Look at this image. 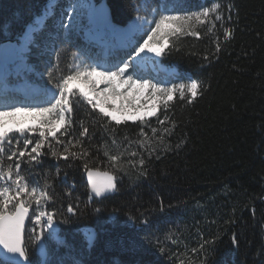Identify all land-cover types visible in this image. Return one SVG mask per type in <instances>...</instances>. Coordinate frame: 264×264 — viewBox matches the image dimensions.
<instances>
[{
  "label": "trees",
  "instance_id": "obj_1",
  "mask_svg": "<svg viewBox=\"0 0 264 264\" xmlns=\"http://www.w3.org/2000/svg\"><path fill=\"white\" fill-rule=\"evenodd\" d=\"M48 1L0 0V46L17 42ZM72 1H57L27 54L54 88L75 72L78 48L100 52L85 33L93 27L87 15L67 30L55 20ZM106 1L114 27L127 25L141 2ZM151 1L157 8L176 3L184 12L220 5L205 24L194 25L199 36H170L160 57L164 67L177 70L171 83L198 81V95L189 103L177 92L167 107L158 104L155 116L117 124L74 90L66 118L71 123L57 137L75 145L70 151L87 155L65 159L60 154L67 144L49 137L52 149H42L39 162L29 161L31 147L12 141L7 154L17 155L9 165L19 163L38 189L49 186L51 200L43 207L54 213L64 238L45 240L46 264H133L145 250L149 264H264V0ZM106 40L114 41L109 33ZM84 128L88 133L82 136ZM106 151L120 157L115 166ZM85 164L112 173L116 193L92 197ZM86 226L96 230L92 246L82 231ZM28 251L32 264H39L36 250Z\"/></svg>",
  "mask_w": 264,
  "mask_h": 264
},
{
  "label": "snow or ice",
  "instance_id": "obj_2",
  "mask_svg": "<svg viewBox=\"0 0 264 264\" xmlns=\"http://www.w3.org/2000/svg\"><path fill=\"white\" fill-rule=\"evenodd\" d=\"M56 6V0H50L48 7L45 10V13L37 17L32 24L30 25V32H27L25 35L29 39V42L34 38V36L43 30V26L47 23V18L50 14L54 13ZM81 5L73 4L71 9L73 11ZM220 8L218 3H212L210 7H202L199 11L194 12H184L179 8V5L176 3L163 4L160 9H152V14L155 17L159 16V19L147 20L145 17L137 16L136 22L134 24L135 32L140 35H146L147 38L143 40V43L139 44V47L134 49L135 55L130 56L128 60L122 63V66L118 67L117 70H105L98 72L95 67H85L83 69L77 67L75 72L63 77L56 85L59 89V98L56 97V94L53 93L51 99L55 100L54 103L51 101L48 102V106H24V107H11L8 110L0 111V154L11 151L12 140L15 137L10 136V133H25V131H36L33 127H28L27 129L22 125L23 121L16 119V117L23 115L27 117H40L39 124V138L33 140L28 136H23L24 147L27 148L29 145H32L30 152L27 153L29 161L39 162V157L41 155L42 149L46 146L49 150L52 149V144L49 141V137H52L56 140V143L67 144L64 147L63 155L65 159L69 157L80 158L81 155H87L86 152L77 153L70 151V147H75L71 141H62L57 137V132H60L61 129L66 128V124H70L71 121L66 120V113H72L73 106L70 100V96H75L76 93L73 91L70 86L72 81H81L90 86L89 91L96 93V102L93 103V99L89 96V91L81 90V95L87 100V103L92 105L93 109L99 108V111L103 113L104 116L110 117L117 124L121 123V117H118L114 114L117 111L112 104H109L108 98L105 96L106 92H111L113 96H122L123 93L119 92L118 89L121 87H126V90L129 92H137L138 96H145L148 99H159L163 102L165 107H167L168 101H171L176 93H179V98L184 100L188 99V102L191 103L192 99H195L198 95L200 84L198 81H190L188 84H179L171 88L160 87L158 84H153L146 79H133L132 74H129L127 78H123L125 73L131 68L133 69V74L137 69L140 68L143 57L142 53L148 52L155 53L156 56H160L163 52V44L167 43L169 36H175L177 33L199 36V33L194 30V25H203L209 19L211 13H216ZM71 16V12H69ZM215 20H220L221 17L216 15ZM148 24L149 28L144 29L143 25ZM154 23V27L151 25ZM62 27H67L61 25ZM215 25H213L214 27ZM211 30V29H209ZM99 76L103 78V82L109 85L104 92L97 93L96 84L97 81H93L90 77ZM186 92L190 96L186 97ZM100 97H104L101 99ZM127 100V98H125ZM114 104V101H113ZM129 107H132V102L127 100ZM107 106V107H106ZM111 108V111H109ZM156 106H153V110L148 112L147 115L155 116L156 115ZM9 118H12L9 121ZM129 119H136L135 116H130ZM141 121L144 120V117H139ZM161 125L164 124L163 120H160ZM46 129V131H45ZM154 134L157 132V129L153 128L151 130ZM167 131V129H165ZM143 135H147L143 133ZM88 129L84 128L81 133L82 136L87 135ZM65 133L62 132L61 135ZM46 142H48L46 144ZM19 144V141H17ZM79 143V141H77ZM7 145V149L5 148ZM25 151H19L18 155L20 157L25 156ZM35 154V155H33ZM53 156H57L56 151H51ZM17 152H11V155L7 156V159H12L13 156H16ZM105 155L108 157L109 161L113 166L119 161L120 157L118 155H109L106 151ZM136 155V153H132ZM3 159L0 158V180L11 181V184L0 185V264H32V261L29 258V246L34 248L39 252L41 257L48 256V249L45 245V240L55 239L56 238V226L54 223V213L47 212L44 210V205L51 200V196L47 191L48 185H45V188L38 189L33 186L30 187L29 184L25 181V177L20 174V164L16 163L15 165H8L7 169L3 167ZM141 164L143 161L141 160ZM84 167L88 170V178L91 183L92 193L96 197L105 196L107 193L112 192L116 189V184L114 182V177L108 176L107 181L104 184H97L92 177L98 173H94L91 169H88V165L85 164ZM13 168H15V178H13ZM107 175V173L105 174ZM27 197L25 199L24 197ZM33 205L35 207L33 208ZM32 208L31 216L35 217V224L40 225L44 224L48 233L45 236L43 230L40 233L32 236H28L29 243L25 242L26 235V226L25 220L31 219L29 214V209ZM97 211H99L97 209ZM68 212H74L73 207L68 208ZM46 217V219H44ZM67 223V220L63 221ZM35 232V228L32 229ZM43 237V239H42ZM95 233H88L85 236V240L89 246H92L95 243ZM235 243V238L233 240ZM214 241H205V244H212ZM204 247V244L201 245V248ZM163 251V249H161ZM146 254V250L141 254V258L135 260L133 264H149L148 261L143 259V255ZM205 264V262H202ZM226 264V262H225Z\"/></svg>",
  "mask_w": 264,
  "mask_h": 264
},
{
  "label": "rangeland",
  "instance_id": "obj_3",
  "mask_svg": "<svg viewBox=\"0 0 264 264\" xmlns=\"http://www.w3.org/2000/svg\"><path fill=\"white\" fill-rule=\"evenodd\" d=\"M58 0H56L57 3ZM50 2V1H49ZM49 4V3H48ZM48 4L46 8L48 7ZM81 5L80 7L76 8L75 11L71 9V5ZM98 3H96L94 0H73L68 4L66 7L65 13H59L57 16H55V20L57 23H61L67 27H64L67 29L74 27V22L78 24L80 19L87 15V17L90 19V21L94 24V27L91 29L86 30L87 37L96 44H101L103 49L107 47H110L111 50H109L107 53H95L94 50H86L82 48H78L77 53L75 54V57L73 59V69L76 70L77 67L83 69L85 67H95L98 72L105 71V70H117L118 67L122 66V63L129 59L130 56L135 55L134 49L139 47V44L143 43V40L147 38L146 35H140L139 33H136L135 35H131L128 37H119L117 33H115V27L113 26H97L95 19L92 17V11L93 9L96 10V6ZM45 8V10H46ZM160 9L157 8L156 5L152 3L151 0H141L140 5L136 7L138 11L137 16L145 17L147 20H154L159 19V16L156 15L155 17L152 14V9ZM44 10V12H45ZM56 10V6L54 9V13ZM69 12H71V16H69ZM54 13L50 14L48 17L52 16ZM96 14V13H95ZM136 16V17H137ZM154 23L151 25V27H154ZM149 25L145 24L144 29H148ZM110 34L111 37H113L114 41L111 43L106 44V36L107 34ZM73 38V42L78 41L77 36H71ZM170 37V36H169ZM168 37V40H169ZM34 40V39H33ZM32 40V41H33ZM168 40L167 43L164 44L163 41H161V44H163V51L168 46ZM19 41V40H18ZM18 41L16 43H18ZM31 41V43H32ZM31 45V44H30ZM1 50V47H0ZM30 51V49H29ZM28 51V52H29ZM26 53V55L28 54ZM141 56L143 57L142 64L139 69L135 71L133 74V69H129L127 73H125L123 78H127L129 74H132L133 79H146L149 80L153 84H158L160 87L164 88H171L173 86H177L179 84H188L190 81L193 80H187L186 82L184 80L179 79L178 83L173 85L170 81V77H177V71L175 69L173 70H167L160 61V56H156L153 52H148L147 50L145 53H142ZM24 60V59H23ZM21 60L22 65L17 66L14 64V62L11 63H5L0 60V111L6 110V106L8 110H10L11 107H24V106H32V105H38V106H48V102L51 101V103H54L55 100L51 99L52 94L55 93L56 97L59 98V89L54 88L52 86L47 85L49 82V79L47 78V75L44 73V71H38L36 68H33L29 62L26 60ZM159 72H162V78H158L154 76V74H158ZM30 77V81L28 78ZM10 78H19L20 83L12 86V84H9ZM93 81H97L96 84V90L97 93L104 92L106 88L109 87L106 83L103 82V78L99 76H93L90 77ZM70 86L73 90H76L81 95V90L83 91H89L90 86L85 84L83 80L81 81H73L71 82ZM11 88H19L18 91L11 90ZM29 92L31 95L26 96L25 93H19V92ZM119 92L123 93L122 96H113L111 92H106L105 96L109 100V104H112L113 107L117 109L114 114L120 115L123 117L121 121H127L131 120L129 119L130 116H137L141 113H144V118L152 117L150 115H147L148 112L153 110V106L155 105L156 113L158 111L157 107L158 104L162 101L159 99L153 98L148 99L145 96H138L137 92H129L126 90V87H121L118 89ZM95 98L96 93H92L89 91ZM82 96V95H81ZM83 97V96H82ZM84 98V97H83ZM103 99L104 97H100ZM130 100L132 102V107H129L127 104V100ZM85 99V98H84ZM86 100V99H85ZM114 101V104H113ZM37 103V104H36ZM95 103V101H93ZM42 104V105H41ZM45 104V105H43ZM107 107V106H106ZM111 111V108H109ZM66 118L68 113L65 114ZM12 118H9V121H11ZM16 119H19L23 121L22 125L26 129L28 127H33L36 129V131H25V133H10V136L15 137L12 141L16 143L19 141L20 147H24L23 144V136H28L29 138H32L33 140L39 138V124H40V117L32 118L20 115L16 117ZM140 119L131 120L132 122H136ZM46 131V129H45ZM59 132H57L58 134ZM52 138V137H50ZM32 147V145H29ZM6 147V146H5ZM7 152L4 153V157L1 156L0 158L3 159V167L5 170L7 169V166L10 164L8 159H5L7 156ZM15 165V164H14ZM20 174L25 177V181L29 184L30 187H33L34 184L25 176L23 171L20 168ZM13 178H15V168H13ZM5 184H11V181L7 180H0V185ZM27 199V197H24ZM35 205H33V208ZM32 209V208H31ZM32 213V212H31ZM31 219H29V224L27 226L26 235L27 238L29 235H36L41 228H43L45 231L48 232L47 227L42 223L40 225L35 224V217H32L30 215ZM46 219V217L44 218ZM35 228V232L32 231V229ZM89 231V230H87ZM90 232V231H89ZM88 232V233H89ZM59 238V239H58ZM55 240H62V238L59 236L55 238ZM29 242V241H28Z\"/></svg>",
  "mask_w": 264,
  "mask_h": 264
},
{
  "label": "water",
  "instance_id": "obj_4",
  "mask_svg": "<svg viewBox=\"0 0 264 264\" xmlns=\"http://www.w3.org/2000/svg\"><path fill=\"white\" fill-rule=\"evenodd\" d=\"M95 12H96V15H95L96 23L98 25H101V26H106L109 23V20H110V9H109V6L107 4V1L106 0H101L97 4ZM14 51H15V43L7 42L4 45H2L1 51H0L1 60L2 61H8L12 57ZM91 170L94 173H98V174H96V175H94L92 177V179L95 180L97 182V184H104L107 181L108 176L114 177V182L116 184L115 176L112 173L107 172V171L97 170V169H91ZM106 173H107V175H105ZM85 180L87 182L90 194L94 198L101 199V198L108 197V196H111V195L116 193V189H115L114 191L107 193L105 196L96 197L92 193V190H91V183L89 182L88 171L85 174ZM29 214L31 215V209H29ZM28 221H29V219L25 220V226L26 227H27ZM36 252H37L38 256L41 258V264H44L47 257H41L37 250H36ZM0 260H2V257H0Z\"/></svg>",
  "mask_w": 264,
  "mask_h": 264
},
{
  "label": "bare ground",
  "instance_id": "obj_5",
  "mask_svg": "<svg viewBox=\"0 0 264 264\" xmlns=\"http://www.w3.org/2000/svg\"><path fill=\"white\" fill-rule=\"evenodd\" d=\"M49 5V4H48ZM45 12H43L44 14ZM41 16V15H40ZM39 17V16H38ZM92 17L93 19H95V9H93L92 11ZM136 16L125 26H122V27H117L115 28V33H117V35L120 37H128V36H131L132 33L135 32V28H134V24L136 22ZM32 24V23H31ZM29 24L24 32V34L19 38V41L18 43L15 44V51L12 55V57L10 58L9 61H3L5 63H11V62H14L15 65L17 66H21L22 63H21V60H26V53L29 51V48H30V44L31 42H29V39L27 38V36L25 35L27 32H30L31 29H30V25ZM146 24V23H145ZM145 24L143 25V28L145 26ZM110 26V25H109ZM33 40V39H32ZM31 40V41H32ZM23 60V61H24ZM2 61V60H1ZM89 96L93 99V101L96 102V98L91 94L89 93ZM110 111V110H109ZM117 115V114H115ZM144 113H141L139 115L136 116V119H139V117L143 116ZM118 117H121V120L123 119L122 116L120 115H117ZM134 119V120H136ZM133 120V119H131ZM57 231H56V236L58 235V228L56 227ZM89 233H94L93 231H90Z\"/></svg>",
  "mask_w": 264,
  "mask_h": 264
}]
</instances>
